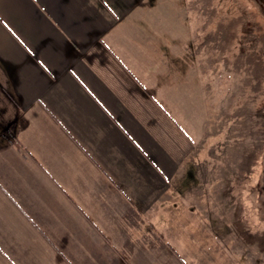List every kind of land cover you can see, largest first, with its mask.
<instances>
[{
	"label": "crops",
	"instance_id": "obj_1",
	"mask_svg": "<svg viewBox=\"0 0 264 264\" xmlns=\"http://www.w3.org/2000/svg\"><path fill=\"white\" fill-rule=\"evenodd\" d=\"M185 2L0 0V264H262L202 201Z\"/></svg>",
	"mask_w": 264,
	"mask_h": 264
},
{
	"label": "rangeland",
	"instance_id": "obj_2",
	"mask_svg": "<svg viewBox=\"0 0 264 264\" xmlns=\"http://www.w3.org/2000/svg\"><path fill=\"white\" fill-rule=\"evenodd\" d=\"M185 1L200 43L202 201L264 264V16L253 0Z\"/></svg>",
	"mask_w": 264,
	"mask_h": 264
},
{
	"label": "flooded vegetation",
	"instance_id": "obj_3",
	"mask_svg": "<svg viewBox=\"0 0 264 264\" xmlns=\"http://www.w3.org/2000/svg\"><path fill=\"white\" fill-rule=\"evenodd\" d=\"M253 2L256 4L258 10L261 12V14L264 16V0H253ZM263 177H264V160H263ZM264 190V187H263Z\"/></svg>",
	"mask_w": 264,
	"mask_h": 264
}]
</instances>
